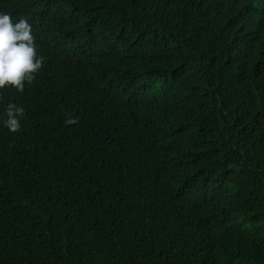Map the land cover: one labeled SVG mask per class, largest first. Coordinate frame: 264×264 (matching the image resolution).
Listing matches in <instances>:
<instances>
[{
	"label": "trees",
	"instance_id": "obj_1",
	"mask_svg": "<svg viewBox=\"0 0 264 264\" xmlns=\"http://www.w3.org/2000/svg\"><path fill=\"white\" fill-rule=\"evenodd\" d=\"M0 13L44 57L0 89V264H264V0Z\"/></svg>",
	"mask_w": 264,
	"mask_h": 264
},
{
	"label": "clouds",
	"instance_id": "obj_2",
	"mask_svg": "<svg viewBox=\"0 0 264 264\" xmlns=\"http://www.w3.org/2000/svg\"><path fill=\"white\" fill-rule=\"evenodd\" d=\"M44 57L37 53L35 37L26 19L13 22L11 16L0 13V89L14 88L24 91L25 82L31 84L41 70ZM23 107L9 103L5 110L4 126L13 133L19 132ZM64 123H78V118L66 114Z\"/></svg>",
	"mask_w": 264,
	"mask_h": 264
}]
</instances>
